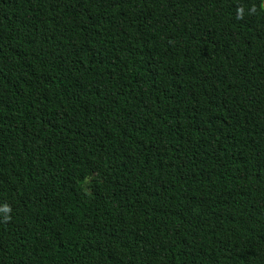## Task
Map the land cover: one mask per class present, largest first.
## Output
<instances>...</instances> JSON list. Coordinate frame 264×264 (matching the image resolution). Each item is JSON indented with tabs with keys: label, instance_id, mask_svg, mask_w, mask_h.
Instances as JSON below:
<instances>
[{
	"label": "trees",
	"instance_id": "trees-1",
	"mask_svg": "<svg viewBox=\"0 0 264 264\" xmlns=\"http://www.w3.org/2000/svg\"><path fill=\"white\" fill-rule=\"evenodd\" d=\"M263 3L0 0V264H264Z\"/></svg>",
	"mask_w": 264,
	"mask_h": 264
},
{
	"label": "rangeland",
	"instance_id": "rangeland-1",
	"mask_svg": "<svg viewBox=\"0 0 264 264\" xmlns=\"http://www.w3.org/2000/svg\"><path fill=\"white\" fill-rule=\"evenodd\" d=\"M263 7H264V3H263Z\"/></svg>",
	"mask_w": 264,
	"mask_h": 264
},
{
	"label": "bare ground",
	"instance_id": "bare-ground-1",
	"mask_svg": "<svg viewBox=\"0 0 264 264\" xmlns=\"http://www.w3.org/2000/svg\"><path fill=\"white\" fill-rule=\"evenodd\" d=\"M66 27V26H65Z\"/></svg>",
	"mask_w": 264,
	"mask_h": 264
}]
</instances>
